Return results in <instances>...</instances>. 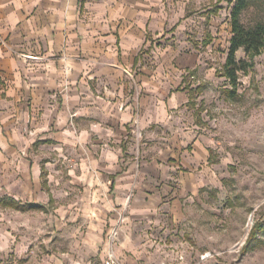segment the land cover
<instances>
[{
  "label": "crops",
  "instance_id": "0c3cea01",
  "mask_svg": "<svg viewBox=\"0 0 264 264\" xmlns=\"http://www.w3.org/2000/svg\"><path fill=\"white\" fill-rule=\"evenodd\" d=\"M122 1L0 0V205L46 219L61 264L103 261L119 223L115 254L139 264L199 165L188 96L151 78Z\"/></svg>",
  "mask_w": 264,
  "mask_h": 264
},
{
  "label": "rangeland",
  "instance_id": "374dc122",
  "mask_svg": "<svg viewBox=\"0 0 264 264\" xmlns=\"http://www.w3.org/2000/svg\"><path fill=\"white\" fill-rule=\"evenodd\" d=\"M135 1V24L145 26L151 45L138 58L153 80L172 86L176 81L172 90L185 91L184 123L198 134L185 157L199 158V165L182 167L189 185L177 197L180 217L166 214L137 262L264 264V52L249 59L237 50L236 60L249 66L231 85L223 66L235 0ZM126 6L121 0L120 9ZM263 18L264 0H248L240 14L243 25ZM4 169L0 166V197ZM175 184L182 185L179 179ZM256 224L262 227L249 240ZM55 233L46 219L0 205V264H61Z\"/></svg>",
  "mask_w": 264,
  "mask_h": 264
},
{
  "label": "trees",
  "instance_id": "16d2710c",
  "mask_svg": "<svg viewBox=\"0 0 264 264\" xmlns=\"http://www.w3.org/2000/svg\"><path fill=\"white\" fill-rule=\"evenodd\" d=\"M247 6L248 0H235L230 12L231 37L223 66V75L231 85L236 84L238 72H245L249 66L246 60H236V51L243 49L245 56L249 59L264 52V18L251 27H245L240 21V14ZM258 227L260 229L262 226L256 224L251 230L249 240L254 237Z\"/></svg>",
  "mask_w": 264,
  "mask_h": 264
},
{
  "label": "built area",
  "instance_id": "2783aa9c",
  "mask_svg": "<svg viewBox=\"0 0 264 264\" xmlns=\"http://www.w3.org/2000/svg\"><path fill=\"white\" fill-rule=\"evenodd\" d=\"M122 221V217H120V222ZM120 224V223H119ZM119 224L110 227L107 231L103 243V253L104 259L102 264H122L121 261L117 258L115 251H114V244L117 241L120 226ZM86 264H91L87 262Z\"/></svg>",
  "mask_w": 264,
  "mask_h": 264
}]
</instances>
